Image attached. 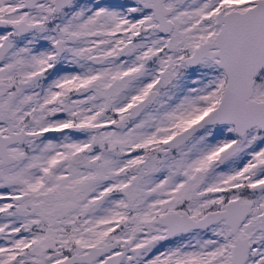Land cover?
Here are the masks:
<instances>
[{"label":"snow or ice","instance_id":"obj_1","mask_svg":"<svg viewBox=\"0 0 264 264\" xmlns=\"http://www.w3.org/2000/svg\"><path fill=\"white\" fill-rule=\"evenodd\" d=\"M0 264H264V0H0Z\"/></svg>","mask_w":264,"mask_h":264}]
</instances>
